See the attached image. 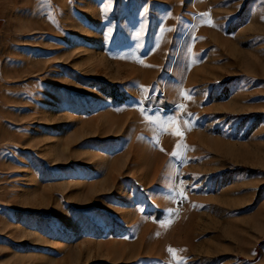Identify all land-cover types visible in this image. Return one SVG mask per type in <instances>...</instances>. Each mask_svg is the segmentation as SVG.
I'll use <instances>...</instances> for the list:
<instances>
[{
    "label": "rangeland",
    "instance_id": "1",
    "mask_svg": "<svg viewBox=\"0 0 264 264\" xmlns=\"http://www.w3.org/2000/svg\"><path fill=\"white\" fill-rule=\"evenodd\" d=\"M181 260L264 264V0H0V264Z\"/></svg>",
    "mask_w": 264,
    "mask_h": 264
},
{
    "label": "snow or ice",
    "instance_id": "2",
    "mask_svg": "<svg viewBox=\"0 0 264 264\" xmlns=\"http://www.w3.org/2000/svg\"><path fill=\"white\" fill-rule=\"evenodd\" d=\"M175 135H178V136H182L183 135V133L179 130V129H177L176 131H175V133H174ZM183 145H177V148H179V147H182ZM177 153L174 151L173 152V154L172 155H176ZM169 251L170 252H172V251H174V250H172V249H169ZM179 264H186V261H184V260H181L180 262H179Z\"/></svg>",
    "mask_w": 264,
    "mask_h": 264
}]
</instances>
